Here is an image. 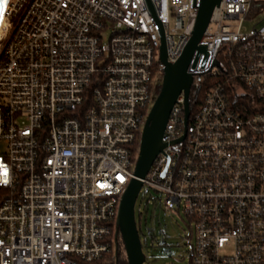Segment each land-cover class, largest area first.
I'll return each mask as SVG.
<instances>
[{
	"label": "built area",
	"instance_id": "2783aa9c",
	"mask_svg": "<svg viewBox=\"0 0 264 264\" xmlns=\"http://www.w3.org/2000/svg\"><path fill=\"white\" fill-rule=\"evenodd\" d=\"M200 4L9 1L0 264H118L119 209L161 89L162 42L177 62ZM198 45L188 124L182 93L141 191L185 220L186 264H264V0H220Z\"/></svg>",
	"mask_w": 264,
	"mask_h": 264
},
{
	"label": "water",
	"instance_id": "95a60500",
	"mask_svg": "<svg viewBox=\"0 0 264 264\" xmlns=\"http://www.w3.org/2000/svg\"><path fill=\"white\" fill-rule=\"evenodd\" d=\"M9 1L0 0V28ZM219 3L220 0H201L192 36L177 62L170 63L168 61L163 39L161 63L164 74L161 80V89L143 126L134 177L122 197L117 220L128 264H144L146 261L136 218V203L143 187L142 179L147 175L158 153L164 148L162 135L172 108L182 93L185 96V125L188 124L191 114L189 98L193 76L188 73L187 69L194 52L204 49L198 44L209 25L215 6ZM185 136L186 134H183L180 140H183Z\"/></svg>",
	"mask_w": 264,
	"mask_h": 264
},
{
	"label": "rangeland",
	"instance_id": "374dc122",
	"mask_svg": "<svg viewBox=\"0 0 264 264\" xmlns=\"http://www.w3.org/2000/svg\"><path fill=\"white\" fill-rule=\"evenodd\" d=\"M255 24L248 21L245 25L252 29ZM136 218L137 222L140 218L145 264L187 263L194 238L187 240L185 220L165 208L160 193L143 188L136 203Z\"/></svg>",
	"mask_w": 264,
	"mask_h": 264
},
{
	"label": "trees",
	"instance_id": "16d2710c",
	"mask_svg": "<svg viewBox=\"0 0 264 264\" xmlns=\"http://www.w3.org/2000/svg\"><path fill=\"white\" fill-rule=\"evenodd\" d=\"M194 112H195V106L192 104V115L194 114ZM137 149H138V142H135L134 143V155H136ZM137 223H138L139 232L141 234L140 218ZM114 258L118 264H128V260H127V256H126V252L124 248V243L121 237L119 238L118 248H117V252Z\"/></svg>",
	"mask_w": 264,
	"mask_h": 264
}]
</instances>
